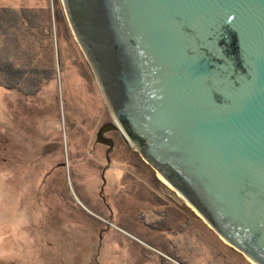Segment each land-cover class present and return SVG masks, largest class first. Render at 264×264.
Wrapping results in <instances>:
<instances>
[{
  "label": "water",
  "instance_id": "water-1",
  "mask_svg": "<svg viewBox=\"0 0 264 264\" xmlns=\"http://www.w3.org/2000/svg\"><path fill=\"white\" fill-rule=\"evenodd\" d=\"M125 143L264 264V0H63ZM107 167H105V170ZM103 183H106L104 172Z\"/></svg>",
  "mask_w": 264,
  "mask_h": 264
},
{
  "label": "rangeland",
  "instance_id": "rangeland-1",
  "mask_svg": "<svg viewBox=\"0 0 264 264\" xmlns=\"http://www.w3.org/2000/svg\"><path fill=\"white\" fill-rule=\"evenodd\" d=\"M12 12L51 35L10 30L5 57L24 65L19 53L30 52L56 74L35 96L0 88V264H256L119 132L106 133L115 141L107 163L96 134L114 119L63 0H0V15Z\"/></svg>",
  "mask_w": 264,
  "mask_h": 264
},
{
  "label": "trees",
  "instance_id": "trees-1",
  "mask_svg": "<svg viewBox=\"0 0 264 264\" xmlns=\"http://www.w3.org/2000/svg\"><path fill=\"white\" fill-rule=\"evenodd\" d=\"M24 19L26 20V23H24ZM34 29H38V32L41 33V36L44 37L45 40L47 39L48 35H51L48 33L45 27L36 22L33 15L13 14V12L0 15V47H2L1 40L8 36L7 33H10V30L15 32H19L18 30H21L22 33L24 32L27 36H29V38H35L36 35L33 32ZM17 34L18 33L14 34V36H17ZM14 36L13 39H15ZM29 42L30 43L27 45L32 47L31 43L34 44V42ZM45 48L46 55H50V44H48V46ZM2 51L3 49L0 48V58H5L6 60H0L1 89L18 90L26 96H35L37 93H39L43 83L54 79L56 70L53 65L40 67L37 66L38 64L34 63L36 59L42 58H37L34 54L31 57L30 52L29 55L26 54L25 51L21 52L19 53L20 56H26V63L22 65L11 60L12 52L10 50L8 53H6V56H8L7 58L5 57V53ZM44 62H46V58Z\"/></svg>",
  "mask_w": 264,
  "mask_h": 264
},
{
  "label": "flooded vegetation",
  "instance_id": "flooded-vegetation-1",
  "mask_svg": "<svg viewBox=\"0 0 264 264\" xmlns=\"http://www.w3.org/2000/svg\"><path fill=\"white\" fill-rule=\"evenodd\" d=\"M112 122H114V120H113ZM107 123H109V122H107ZM110 132H112V131H110ZM115 132H118V131H115ZM105 135H107V134H105ZM107 137H108V136H107ZM107 150H108V147H107V149H106V152H107ZM111 153H112V152H111ZM111 153H110V154H111ZM110 154H109V155H110ZM146 164H147V163H146ZM159 176H161V175H159ZM165 184H166V183H165ZM231 247H232V246H231ZM232 248H234V247H232ZM234 249H235V248H234ZM177 264H183V263H181V262L178 261Z\"/></svg>",
  "mask_w": 264,
  "mask_h": 264
},
{
  "label": "bare ground",
  "instance_id": "bare-ground-1",
  "mask_svg": "<svg viewBox=\"0 0 264 264\" xmlns=\"http://www.w3.org/2000/svg\"><path fill=\"white\" fill-rule=\"evenodd\" d=\"M160 178H161V176H160ZM162 179V178H161ZM166 182V181H165ZM168 185V184H167ZM253 262V261H252ZM255 263V262H254ZM257 264V263H256Z\"/></svg>",
  "mask_w": 264,
  "mask_h": 264
},
{
  "label": "crops",
  "instance_id": "crops-1",
  "mask_svg": "<svg viewBox=\"0 0 264 264\" xmlns=\"http://www.w3.org/2000/svg\"><path fill=\"white\" fill-rule=\"evenodd\" d=\"M5 90V89H4Z\"/></svg>",
  "mask_w": 264,
  "mask_h": 264
}]
</instances>
